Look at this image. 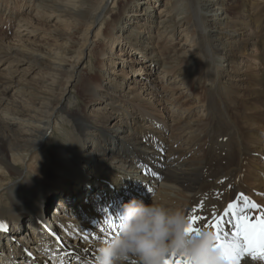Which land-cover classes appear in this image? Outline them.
Returning a JSON list of instances; mask_svg holds the SVG:
<instances>
[{
	"label": "bare ground",
	"instance_id": "6f19581e",
	"mask_svg": "<svg viewBox=\"0 0 264 264\" xmlns=\"http://www.w3.org/2000/svg\"><path fill=\"white\" fill-rule=\"evenodd\" d=\"M156 7L160 14L158 28ZM19 10L45 18L54 16L66 28L81 25L83 41L80 40V50L73 53L75 32L67 34L69 30H45L40 35L44 43L26 39L32 37L27 27L32 22L22 14L18 19V27L23 26L21 31L16 29L12 37L0 33V64L6 63L0 69V264H87L88 260L59 245L67 251L64 256L57 248L60 240L65 238L78 247H89L94 259L102 241L117 233L121 206L138 200L136 195L146 190L144 180L148 177L157 180L147 181L146 185L153 190L155 204L182 209L186 216L195 210L204 218L198 222L200 227L213 233L212 225L221 218L226 233L235 231L231 214L224 217L230 203L237 206L234 211L247 209L252 223L264 216V207L258 212L248 207L245 190L240 188L252 176L262 180L258 173L264 166V156L256 162L233 154L244 124L264 128L263 0H0V30L9 28ZM99 24L100 29L91 32ZM33 32L41 34L39 29ZM58 37L65 38L66 43H50ZM106 46L110 50L108 56L104 53ZM97 50L101 76L92 81L93 74L84 71L83 65L89 54L95 55ZM137 51L145 53L143 66L132 67L137 70V86L123 88L128 71L122 69L125 76L112 77L108 75L112 66L106 63L125 64L126 59L119 55ZM243 54L250 63L246 68L240 67L244 58L239 56ZM135 59L136 55H132L127 62ZM155 70H159L155 80L139 78L154 75ZM113 73L117 74L116 70ZM28 75L35 80H26ZM166 75L167 79L174 77L193 100L192 106L175 104L179 113L175 124L145 120L147 111L133 105L131 113L125 117L120 112L116 119L113 114L124 98L128 102L145 99L157 110L168 109L172 96L160 99L158 89L152 88L156 87L153 81L160 86V78ZM77 83V89L80 87L87 95V104L81 102L75 107L76 99L72 98L68 105L67 95ZM101 107L108 109V114L98 112ZM108 121L111 125L104 127ZM126 126L130 133L124 138L123 145L128 150L124 149L123 155L147 176L140 174L139 184L129 163L105 155L98 162L112 170L106 177L108 184L90 182L82 163L85 154L100 156L119 141ZM64 128L73 134L62 136ZM251 139L252 147L254 140L260 142L253 149L264 152V138L252 135ZM49 142L61 144V148L51 152L46 149ZM122 150L119 147L115 153ZM47 164L56 172L45 170ZM93 169L98 177L106 173ZM179 187L180 191L173 192ZM255 187V193L264 197V179ZM94 188L100 190L91 196ZM89 198L91 204L85 202ZM20 199H24V209L18 207ZM77 206L81 215L78 222L73 212ZM88 208L101 213L95 218L86 217L83 211ZM54 213L58 217L53 219ZM84 218H88V223H82ZM109 220L114 222V231L102 234L97 224L109 227ZM11 241L14 246L16 242L23 245L8 253L6 248L13 245ZM24 245H30L33 251ZM13 251L19 256H12ZM260 251L257 248L256 259L245 256L239 264H264ZM128 264L137 261L130 259Z\"/></svg>",
	"mask_w": 264,
	"mask_h": 264
},
{
	"label": "rangeland",
	"instance_id": "374dc122",
	"mask_svg": "<svg viewBox=\"0 0 264 264\" xmlns=\"http://www.w3.org/2000/svg\"><path fill=\"white\" fill-rule=\"evenodd\" d=\"M160 1H166V0H160ZM264 1V0H263ZM35 7V6H34ZM36 8V7H35ZM156 14L158 15L156 18H155V22H156V28H158V26H159V9H158V7H156ZM263 9V8H262ZM261 9V10H262ZM261 10H260V15H261ZM115 11V10H114ZM117 12V10L114 12V13H116ZM20 14H22V17L24 18V19H26V20H29V21H31L32 22V24H29V25H27V27H29V29H30V31H31V38H26V39H31V41H33V42H45L44 40H43V38H41L40 37V35H42L43 33H44V31L46 30H51V29H56V30H61L62 32L63 31H68V33L67 34H73L74 32H75V37H74V40H75V43L73 42V44H72V42H70V44H72V46H73V53H75V51L76 50H80V48H81V46H80V43H82L80 40H82L83 41V38H82V34H81V30H82V26L80 25L79 27H70V28H66L65 27V25H63V24H61V23H58V22H56L55 21V17L53 16V17H51V18H45L46 16H41V15H37L36 14V12H31V11H29V12H27L26 10L24 11V10H19L18 12H17V14H15L13 17H12V20H10V26H9V28L6 30L5 29V27L4 28H1V30H0V33H2L3 35H9V36H13V33H14V31L16 30L17 32H19V31H21L19 28H23V26H19L18 27V19H20V17H19V15ZM42 19H44V20H42ZM38 20H41L39 23H36V21H38ZM21 21H22V19H21ZM100 27H101V25L99 24L98 26H96V28L95 29H93L92 28V31L91 32H97L99 29H100ZM39 29V31H40V33L41 34H34V32H33V29L34 30H36L37 31V29ZM47 28V29H46ZM64 29V30H63ZM71 30V31H70ZM74 30V31H73ZM157 31V29H155V32ZM180 31H181V28H180ZM38 33V32H37ZM95 33H94V36H95ZM93 34V33H92ZM91 33H90V35H92ZM63 36V35H62ZM94 36H93V38H94ZM51 38H54V37H50V39ZM53 41V40H52ZM50 41V43H54V44H56V45H58V44H60V43H62V42H65V38H61V37H58V38H56V40L55 41ZM66 43V42H65ZM69 43V42H68ZM128 45L126 44V47H127ZM115 50V49H114ZM131 50V49H130ZM250 50H252V48H250L249 49V51ZM115 51H117V50H115ZM238 51V50H237ZM107 52V56L108 55H110V50H109V48L106 46V48H105V50H104V53H106ZM250 52H252V51H250ZM96 54L94 55V54H89V56H88V59H87V62L85 63V65H83V68L85 69L84 71H88V72H90L91 74H93L92 75V81H95V80H98L99 79V77L101 76V74H100V69H99V64H98V61H97V56H98V50L95 52ZM144 54L145 53H142V52H139V51H137V52H129V54L128 55H125V54H120L119 56L121 57V58H123V59H126V62H125V64H124V62L122 61H120V62H118V63H116V64H108V63H106L107 65H110V66H112V68L110 69V70H108V75L110 74L112 77H118L119 76V74H121V75H123V74H125L126 73V76L128 77V78H126V81H125V83H124V85H123V88H125V87H129L130 85L131 86H137L136 84L137 83H135L136 82V78H138V75H137V70H135V69H132V67L133 68H137V69H140L142 66H143V60L145 61V59H143V57H145L144 56ZM132 55H136V59H135V61H130V60H128V62H127V58L129 59V57L130 56H132ZM239 57H241L242 59H243V61L241 62V64H240V67H242V68H246V65H247V63H249V61H248V59H247V57L245 58V54H243V55H241V56H239ZM87 58V57H86ZM105 59H106V56H105ZM247 59V60H246ZM142 61V62H141ZM248 61V62H247ZM244 63V64H243ZM129 64H132V66H131V68H129ZM134 64H136V65H134ZM245 65V66H243V65ZM250 64V63H249ZM5 65H6V63L4 62V63H1L0 64V69H1V67H5ZM134 65V66H133ZM226 66V65H225ZM228 66H229V64H228ZM252 68H254V65L252 66ZM122 69H126V71H128V72H125V71H122ZM3 70V69H2ZM113 70H116V73L117 74H114L113 73ZM159 71V70H158ZM158 71H156L155 70V72H154V75H145V76H140L139 78H144V80L145 79H148V78H152V79H154L155 80V78H157L158 76H159V72ZM123 72H125V73H123ZM236 72H234V73H230V74H235ZM123 76H125V75H123ZM148 76H151V77H148ZM167 75L165 76V77H162V78H160V86H157V84H156V81H153L152 82V84L153 85H156V87H152L153 89H158V98H160V99H163V100H165V98H166V96H169V97H171L172 96V100H170L169 101V103H168V109H166V110H157L156 108H155V106H152V105H148V101L147 100H141V102L137 99H135L134 101H130V102H128L127 100H125V98L124 99H122L121 101H119L120 103H119V108H116L117 109V112L115 113V114H113L115 117H116V119H118V116H119V114H120V112H123L124 114H125V117H126V114L129 112V113H131V108H130V106L131 105H133V106H140V107H142L143 109H145L146 111H147V113H146V115H144L145 117V120H149V121H154V120H156V119H160V120H162V121H164V122H166V123H170V121H171V123L172 124H175L174 122H175V120H176V117L177 116H179L178 114V110H177V108L175 107V104L179 107V105H180V102H183L185 105H188V106H192L193 105V100L191 99V94H189L188 93V95L186 94V91H185V88L184 87H180V84L179 83H176L175 82V79H174V77H169L168 79H167ZM171 79H172V81H171ZM26 80H35L34 79V77H32L31 75H28L27 77H26ZM39 79L37 78L36 79V81H38ZM39 82V81H38ZM164 82V83H163ZM35 83V82H34ZM166 84V85H165ZM177 85L176 87L175 86H173V85ZM71 85H73L72 83H71ZM75 85H76V83H75ZM165 85V86H164ZM78 86H79V84L77 83V87L76 88H73V87H70L69 89L72 91H70L69 92V94L67 95L68 96V99H69V101H68V103L70 102V100L72 99V98H75L76 99V105H75V107L77 106V104L78 103H81V102H83L84 103V105H86L87 103H86V101H87V95L80 89V87H79V89H77L78 88ZM96 86H98V85H96ZM139 86V85H138ZM163 86V87H162ZM75 87V86H74ZM100 89H102L100 86H98ZM161 87V88H160ZM174 87V88H173ZM171 88V89H170ZM77 89V90H76ZM166 89H168L167 91H166ZM179 89V90H178ZM162 91H164V92H162ZM9 93V92H8ZM76 93H78V95H80V96H78V95H76ZM165 93V94H164ZM161 95H163V96H161ZM166 95V96H165ZM140 98L142 97L143 98V95H138ZM154 96H156L157 97V95H154ZM186 96H189V97H186ZM80 97V98H79ZM182 97V99L180 100V98ZM74 99V100H75ZM67 103V104H68ZM68 105H71V103H69ZM75 107H73V108H75ZM72 108V109H73ZM159 109V108H158ZM107 111H108V109H105L104 107H101L100 109H99V111L98 112H100V113H102L103 114V116H104V114L106 115V114H108L107 113ZM97 114H99L97 111H95ZM175 113V116L174 117H172L173 116V114ZM139 116H142L140 113L138 114ZM240 116L242 117V118H244V119H246V116H245V114L244 113H240ZM168 117H171L170 118V120H168L169 118ZM113 121H116L115 119H112ZM93 121H95L94 119H93ZM111 125V123H110V121H108V123H106V125H103L104 127H109V126ZM260 127L258 126V127H251L249 124H244L243 125V127H242V130H241V134H240V136L238 137V139H237V141H236V146H235V148H234V151H233V154L236 156V157H240V158H242L243 160H249V159H253V160H255L256 162H258L257 160H258V158H263V156H264V152L263 151H260V152H258V151H256L255 149H253V147H254V145H256L255 143H260V142H256L255 140H254V142L255 143H253V147L251 146V143H252V135H258V136H261V137H263L264 138V128H262V129H259ZM57 131H58V129H57ZM100 133H102V132H100ZM130 133V131L128 130V126H126L125 127V130H124V133H123V135H122V137L119 139V141H115L113 144L111 143V141H110V143L112 144L111 146H109L108 147V149H106L105 151H103L102 153H101V155L100 156H93V154L92 153H86L85 154V157H84V160H85V162L83 161L82 163H83V165H84V167L85 168H87V170H88V173L86 174V175H90L89 176V181L91 182V181H94V183H98L97 181H99L100 180V183H102L104 186H106L108 183H107V180L108 179H106V177H107V174H108V172L109 171H112L109 167H104V165H105V163H102V162H98V159H101V158H103V156H108V157H115V158H117V159H122L123 160V162L124 163H129L130 164V168L132 169V171L134 170L135 172H136V179L138 180V183L140 184V179L138 178V176H140V174H142L143 176H147V173H144V172H142V170H140L137 166H135L134 165V161L132 162L131 160H128L127 158H126V156H124L123 154L126 152L124 149H126V150H128L124 145H123V143L125 142L124 141V138L126 137H128L127 135ZM71 134H73V132H71L70 130H69V128H64L63 129V133H62V136H64V135H71ZM110 134V133H109ZM51 138H52V136H51ZM51 138H50V140H51ZM49 140V141H50ZM52 141V140H51ZM45 143V142H44ZM127 144V146H128V143H126ZM113 145H115L114 146V149H113ZM119 147H121L123 150L120 152V153H115V151L117 150V149H119ZM48 148V149H47ZM59 148H61V144H56V143H52V142H49V144H48V146L46 147V149L47 150H51V152L53 151V150H57V149H59ZM86 157H88V158H92L93 160H95V162H91V160L89 161V162H87V159H86ZM115 158H112V159H109V158H105L106 160H116ZM93 167H96V168H98V169H100L101 171L102 170H106V173L104 174V175H100V177H98V174L99 173H96L95 171H94V169H93ZM52 169V170H54L55 171V167L54 168H52V167H49L48 166V164L47 165H45V170H48V169ZM159 168V167H158ZM245 169V168H244ZM56 172V171H55ZM81 172H83L82 170H81ZM84 173V172H83ZM262 176V180H260L258 177H250V179H248L247 181H244V183H242V184H240V188H243L244 190H245V195H246V197L248 198V199H251L252 200V203H256V202H258L259 203V205H261V206H264V197H261L260 195H257L256 193H255V189H256V187H255V184L257 183V182H262L263 181V179H264V166L263 167H260V169H259V173H258V176ZM151 178V179H150ZM79 180V176L77 177V181ZM147 181H155L154 179H153V177H148V178H146V180H144V183H145V187H146V190H140V192H139V195H136V198H138V200H141V201H143L145 204H149V203H152L153 202V198H152V193H153V190L151 189V188H149V189H147ZM157 181V180H156ZM155 181V182H156ZM31 182V181H30ZM252 182H253V184H252ZM155 186H157V184L155 185ZM41 187V186H40ZM116 187V189H117V185L115 186ZM98 190H100V188L99 189H95L94 188V190L92 191V194H91V196L93 195V194H95L96 192H98ZM178 191H180V187H179V189L178 190H174L173 192H178ZM148 193V194H147ZM91 196H90V198H91ZM151 197V198H150ZM90 198H89V202L87 201V199H85V202L86 203H90ZM150 201V202H149ZM23 202H24V199H20V201H19V206L18 207H20V208H23L24 209V206H23ZM154 203V202H153ZM251 202H246V204L248 205V204H250ZM91 204V203H90ZM79 206V205H78ZM78 206L76 207V209L73 211L74 213H75V216L74 217H76V221L78 222L79 221V219H81V215H80V213H79V208H78ZM261 206H258V207H256V208H251L253 211H256V212H258L259 211V209L261 208ZM91 210V211H90ZM25 212H26V210H24ZM85 211V212H84ZM83 211V213H84V215H86L87 217H89V218H95V216H98L100 213H101V211H98L96 208H88V209H86V210H84ZM94 211V213H92ZM86 213V214H85ZM90 213H92V215H90ZM55 214H57V213H54L53 214V219H54V217L55 216H57V215H55ZM96 214V215H95ZM95 215V216H94ZM91 216V217H90ZM58 217V216H57ZM63 217V216H62ZM61 218V217H60ZM52 219V220H53ZM87 220V221H86ZM12 223V222H11ZM82 223H88V219L87 218H85V219H83V221H82ZM78 225H80L79 223H78ZM229 225V224H228ZM43 228L46 230V228H45V226L43 225ZM53 229L52 230H54V228L55 227H52ZM104 230H101V233L102 234H106L107 235V233H108V231H112V229H109L108 227V230H106V227L104 226ZM104 231V232H103ZM107 231V232H106ZM106 232V233H105ZM99 238H103V236H101V237H99ZM71 240V239H70ZM93 241H95L96 239L94 238V239H92ZM12 241L14 242L15 241V239L14 238H12ZM11 241V242H12ZM12 242V243H13ZM43 242H45V241H42L41 243H43ZM92 244H93V242H91ZM14 244L15 243H13V245L11 246V247H7L6 248V250H7V252L9 253V251L12 249V248H14V247H16L17 245H23L22 243H20V242H16V246H14ZM43 245H45V244H43ZM62 247V248H64V249H66L67 251H70V252H72V251H74V253L75 254H79V256L81 257V259H84V260H88V261H92V264H93V261H94V259L92 258V256H94V253H93V251L92 250H89L90 248L89 247H78V246H76L77 244H75L72 240L71 241H68L67 239H65V238H63V239H61L60 240V242H59V244H58V249H61L62 250V248L60 247V246ZM24 246H28V248H29V250L32 252L33 251V249L30 247V245H24ZM50 247V246H49ZM39 250L41 249V248H38ZM67 251H63L62 250V253L64 254V256H67ZM13 255H17V256H19L16 252H14L13 251V253H12V256ZM262 255V254H261ZM260 255V256H261ZM31 256V255H30ZM86 257V258H85ZM4 261V260H3ZM3 261H2V263H3ZM6 261V260H5ZM11 263V262H10ZM12 264H17V262H14V263H12ZM73 264H79L78 262H73Z\"/></svg>",
	"mask_w": 264,
	"mask_h": 264
},
{
	"label": "clouds",
	"instance_id": "9594fccd",
	"mask_svg": "<svg viewBox=\"0 0 264 264\" xmlns=\"http://www.w3.org/2000/svg\"><path fill=\"white\" fill-rule=\"evenodd\" d=\"M117 233L102 241L93 264H163L173 252L184 254L189 264H229L220 248L214 247L215 233L201 228L187 234L188 218L182 209L132 199L118 212Z\"/></svg>",
	"mask_w": 264,
	"mask_h": 264
},
{
	"label": "snow or ice",
	"instance_id": "6c2138e0",
	"mask_svg": "<svg viewBox=\"0 0 264 264\" xmlns=\"http://www.w3.org/2000/svg\"><path fill=\"white\" fill-rule=\"evenodd\" d=\"M247 202V198H244ZM236 205L229 204L227 210L224 212V217L232 216V226L235 231L226 233L221 225L223 224V218L218 220L212 227L215 229L214 247L220 248L229 260V264H239L240 260L245 256H252L256 259L255 252L257 248L264 250V216L256 218V222L252 223L250 217L247 215V209L240 208L239 211H234ZM249 208L258 207L254 203L248 204ZM188 226L185 229L187 234H199L201 227L198 223L204 218L199 217L193 210L192 214L187 215ZM113 221L109 220V227H113ZM119 226V225H118ZM259 258L264 259V254ZM163 264H189V259L184 255H177L173 252L168 258H166Z\"/></svg>",
	"mask_w": 264,
	"mask_h": 264
}]
</instances>
